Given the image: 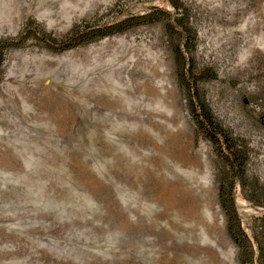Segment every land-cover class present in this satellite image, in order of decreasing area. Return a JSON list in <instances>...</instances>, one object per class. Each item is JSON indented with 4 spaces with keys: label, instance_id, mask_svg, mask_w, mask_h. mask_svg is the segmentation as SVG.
<instances>
[{
    "label": "rangeland",
    "instance_id": "rangeland-1",
    "mask_svg": "<svg viewBox=\"0 0 264 264\" xmlns=\"http://www.w3.org/2000/svg\"><path fill=\"white\" fill-rule=\"evenodd\" d=\"M0 264H264V0H0Z\"/></svg>",
    "mask_w": 264,
    "mask_h": 264
},
{
    "label": "trees",
    "instance_id": "trees-1",
    "mask_svg": "<svg viewBox=\"0 0 264 264\" xmlns=\"http://www.w3.org/2000/svg\"><path fill=\"white\" fill-rule=\"evenodd\" d=\"M193 97L191 100V110L194 112V117L197 122V124L200 125L201 128H203L206 132V134L209 136L210 139L214 140L215 142H220L222 140L221 133L219 132L218 128L213 123L212 117L209 115L208 110H205L204 107L200 106V102L196 99L195 94V88L193 87ZM231 234L233 239H235L236 243L241 246V239L240 236L242 235L241 225L238 226L236 223V226L232 222L231 227Z\"/></svg>",
    "mask_w": 264,
    "mask_h": 264
}]
</instances>
